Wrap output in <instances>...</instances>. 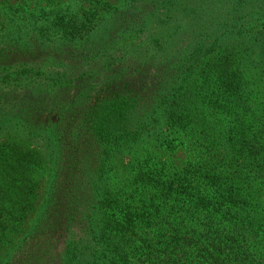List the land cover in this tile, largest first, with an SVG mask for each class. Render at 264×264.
Wrapping results in <instances>:
<instances>
[{
	"label": "trees",
	"instance_id": "1",
	"mask_svg": "<svg viewBox=\"0 0 264 264\" xmlns=\"http://www.w3.org/2000/svg\"><path fill=\"white\" fill-rule=\"evenodd\" d=\"M52 1L0 0V264H263L264 0Z\"/></svg>",
	"mask_w": 264,
	"mask_h": 264
},
{
	"label": "rangeland",
	"instance_id": "2",
	"mask_svg": "<svg viewBox=\"0 0 264 264\" xmlns=\"http://www.w3.org/2000/svg\"><path fill=\"white\" fill-rule=\"evenodd\" d=\"M65 1H67V0H55L56 3L55 4L53 3V5L51 7L56 8V7L60 6L62 3H64ZM52 2H53L52 0H37V2H35V3H36V7L39 6L41 8H44V7H47L48 5H50ZM121 2H123V0H82L81 5L84 8V11H87V12L91 11L93 13L95 11V9H100L102 6L106 7L108 9V11L111 12V11H113V9H117L118 5H120ZM134 3H135V5H137V4L141 5V0H136ZM30 7H33V4H31ZM34 7H35V5H34ZM114 15H116V13ZM116 16L114 18H116ZM9 133L10 132L6 133V135H4V136H11V137H6L10 142H19L22 139H24V136L21 134L15 135L13 132H11L12 134L9 135ZM0 139L2 140L3 138H0ZM24 146L26 148H29L32 150H35V149L41 150V151L43 150L41 147V141L38 139L27 140V142L24 144ZM160 154H162V152H160ZM164 154L165 155H163V156L167 155V153H164ZM172 156L176 157L175 159H177L179 165L187 159L186 153L183 150L176 151V153ZM128 160H129L128 156H123L122 158L121 157L118 158L113 163L114 170H113V173L111 175V179L114 181V184L116 183L117 178L122 179L124 177V174L122 171L124 168H126V166H127L126 164H127ZM116 172H117V174H116ZM120 172H122V173H120ZM260 181H261V183H259L260 184L259 186H261V191L259 194H260L261 200H263V202H264V176L260 177ZM41 200H42V190H41V195L38 197L37 202H36V207H35L36 212H37V208H38L39 204L41 203ZM35 211H33L29 214L27 219L18 227L17 231L11 232V234L9 235V237L7 239V242L4 245V249L0 252V259L3 257V255H5L7 253V251H9L12 248L13 244L15 242H17L23 236V234L28 230V228L32 224L33 218L36 215ZM112 225H114V222H112ZM106 226H108V225H106ZM108 227H110V226H108ZM107 245H108L107 248H109L110 245L108 243H107ZM106 249H104V250L100 249V251H102V254H107L109 256L110 254ZM131 264H141V263L138 261L132 260ZM263 264H264V261H263Z\"/></svg>",
	"mask_w": 264,
	"mask_h": 264
}]
</instances>
